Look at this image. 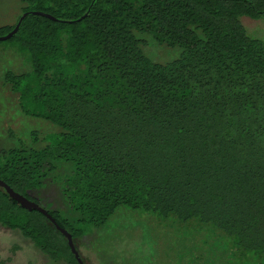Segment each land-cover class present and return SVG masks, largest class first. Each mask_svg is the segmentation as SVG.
I'll return each mask as SVG.
<instances>
[{"label":"trees","instance_id":"16d2710c","mask_svg":"<svg viewBox=\"0 0 264 264\" xmlns=\"http://www.w3.org/2000/svg\"><path fill=\"white\" fill-rule=\"evenodd\" d=\"M18 5L23 17L0 26V45L27 54L30 71L4 82L22 115L60 131L41 149L0 151V181L39 206L64 170L61 196L77 218L48 214L76 251L87 228L125 206L211 225L236 250L264 255V44L240 22L264 18V0ZM147 45L178 57L156 62ZM0 226L53 263L78 264L54 225L2 188Z\"/></svg>","mask_w":264,"mask_h":264},{"label":"rangeland","instance_id":"374dc122","mask_svg":"<svg viewBox=\"0 0 264 264\" xmlns=\"http://www.w3.org/2000/svg\"><path fill=\"white\" fill-rule=\"evenodd\" d=\"M18 0H0V26L11 25L22 19ZM240 22L250 38L264 44V18ZM146 53L154 61L166 63L178 57L166 49L146 46ZM29 57L16 46L0 45V151L19 148L41 149L47 135L60 129L42 119L26 117L18 109L17 95L4 82L6 72L14 74L30 71ZM37 140H34L33 136ZM64 170L52 175L38 193L39 207L46 212L58 210L71 220L61 196L60 179ZM86 228V227H84ZM84 264H264V255L236 250L233 240L211 225L195 220L179 222L152 212L133 210L121 206L100 229L87 228L75 241ZM0 259L5 264H56L40 253L19 232L0 226ZM61 264V263H58Z\"/></svg>","mask_w":264,"mask_h":264},{"label":"water","instance_id":"95a60500","mask_svg":"<svg viewBox=\"0 0 264 264\" xmlns=\"http://www.w3.org/2000/svg\"><path fill=\"white\" fill-rule=\"evenodd\" d=\"M15 32H16V29L13 30L12 32H10L7 36H5L2 39L5 40V39L11 38L14 35ZM0 188L4 189L6 191V193L9 195V197L12 198L17 203H19L22 207H24V208H26L28 210H35V211L43 214L54 225V227L66 238L68 246L70 248V251L74 255V258L76 259L77 263L78 264H84L82 262V260L80 259L79 254L76 251V249H75V247L73 245L72 239L69 236V234L64 229H61L56 224L55 220L48 214V212H46L43 209H41L36 203L31 202V201L27 200L25 197L13 192V190H11L9 188V186H7L2 181H0Z\"/></svg>","mask_w":264,"mask_h":264},{"label":"flooded vegetation","instance_id":"af4514ba","mask_svg":"<svg viewBox=\"0 0 264 264\" xmlns=\"http://www.w3.org/2000/svg\"><path fill=\"white\" fill-rule=\"evenodd\" d=\"M56 264H58V263H56Z\"/></svg>","mask_w":264,"mask_h":264}]
</instances>
